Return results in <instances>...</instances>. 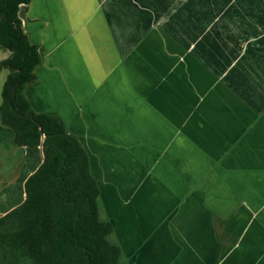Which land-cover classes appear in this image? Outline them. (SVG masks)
<instances>
[{
  "label": "crops",
  "instance_id": "1",
  "mask_svg": "<svg viewBox=\"0 0 264 264\" xmlns=\"http://www.w3.org/2000/svg\"><path fill=\"white\" fill-rule=\"evenodd\" d=\"M25 89L88 155L127 264H264V0H31Z\"/></svg>",
  "mask_w": 264,
  "mask_h": 264
},
{
  "label": "trees",
  "instance_id": "2",
  "mask_svg": "<svg viewBox=\"0 0 264 264\" xmlns=\"http://www.w3.org/2000/svg\"><path fill=\"white\" fill-rule=\"evenodd\" d=\"M30 2L0 0V49L9 54L0 61V71H8L0 139L8 138L22 159L19 178L4 190L0 264H127L87 153L59 116L34 112L25 96L41 64L18 16Z\"/></svg>",
  "mask_w": 264,
  "mask_h": 264
},
{
  "label": "rangeland",
  "instance_id": "3",
  "mask_svg": "<svg viewBox=\"0 0 264 264\" xmlns=\"http://www.w3.org/2000/svg\"><path fill=\"white\" fill-rule=\"evenodd\" d=\"M8 56V52L0 49V61L6 59ZM7 74L8 71L5 69L0 71V105L2 102L1 91ZM18 156L19 153L17 149L11 146V143L8 138L0 139V216H2L1 211L3 209V205L6 203V193L2 192V190L6 187V184L13 185L19 175L16 169L17 162L19 161ZM9 164L11 165L10 168H8Z\"/></svg>",
  "mask_w": 264,
  "mask_h": 264
},
{
  "label": "flooded vegetation",
  "instance_id": "4",
  "mask_svg": "<svg viewBox=\"0 0 264 264\" xmlns=\"http://www.w3.org/2000/svg\"><path fill=\"white\" fill-rule=\"evenodd\" d=\"M17 151H18V153H19V158H18V162H17V165H16V169H17V173H19V175H18V177H17V179L19 178V176H20V173H21V170H22V159H21V154H20V150L19 149H17ZM9 155H10V153H9ZM3 163H5V162H3ZM11 167V165L9 164V167L8 168H10ZM17 179H16V181H17ZM15 181V182H16ZM6 187L2 190V192H4V190L6 189V188H8V187H11L12 185H5Z\"/></svg>",
  "mask_w": 264,
  "mask_h": 264
},
{
  "label": "water",
  "instance_id": "5",
  "mask_svg": "<svg viewBox=\"0 0 264 264\" xmlns=\"http://www.w3.org/2000/svg\"><path fill=\"white\" fill-rule=\"evenodd\" d=\"M39 130H41V128H39ZM41 138H42V141H43V139H44V134L43 133L41 134Z\"/></svg>",
  "mask_w": 264,
  "mask_h": 264
}]
</instances>
